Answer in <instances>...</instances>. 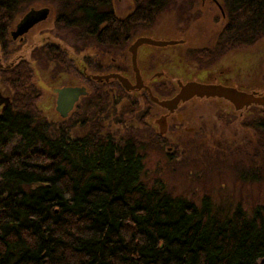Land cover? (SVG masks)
Masks as SVG:
<instances>
[{
    "label": "trees",
    "instance_id": "obj_1",
    "mask_svg": "<svg viewBox=\"0 0 264 264\" xmlns=\"http://www.w3.org/2000/svg\"><path fill=\"white\" fill-rule=\"evenodd\" d=\"M31 1L0 0L3 48L9 25ZM60 1L59 26H72L99 46L117 47L132 37L136 26H149L172 0H131L133 9L123 18L116 15L113 0ZM221 2L226 22L216 56L228 47L264 41V0ZM48 55L57 61L54 53ZM66 64L65 69L74 70ZM234 75L222 84L238 80ZM0 76L13 93L2 113L1 131L26 144L24 153L0 161V264H264V215L259 209L248 217L237 206L223 215L207 199L197 206L148 188L139 179V144L124 141L98 122L81 137H69V126L53 137L46 120L30 117L39 94L28 64L19 61ZM260 79L237 89H264V76ZM101 94L96 88L88 103L97 107ZM254 107L264 112V107ZM263 118L245 124L262 146Z\"/></svg>",
    "mask_w": 264,
    "mask_h": 264
},
{
    "label": "rangeland",
    "instance_id": "obj_2",
    "mask_svg": "<svg viewBox=\"0 0 264 264\" xmlns=\"http://www.w3.org/2000/svg\"><path fill=\"white\" fill-rule=\"evenodd\" d=\"M61 3L60 0L31 1L9 25L6 39L8 45L3 48L4 44L0 42V71L14 67L19 61L26 62L32 71V83L39 94L35 110L30 113L33 121L46 120L50 124L49 134L53 137L58 136L57 130L69 126V137L72 139L85 135L98 122L104 130L115 133L124 141L130 139L136 146L139 144L136 149L142 156L143 164L139 179L148 188L163 189L171 196L184 198L197 206L207 199L213 211L222 210L223 215L232 213L237 206L248 217L255 209L264 215V146L258 142L259 138L254 131L245 126L255 117L262 118L264 112L261 109L250 106L236 111L225 100L194 98L185 101V104L180 102L177 108L178 112L188 111L191 116L195 112L188 108H203L196 117L200 132L182 131L183 125L176 120V108L169 112L172 119H168V129L160 133V126L155 120L160 119L166 109L148 100L147 103L145 97L148 91L145 89V93L142 87L123 92L112 80L88 82V95L81 96L70 113L62 117L56 109V94L37 85V80L41 79L50 89L83 87L86 83L84 69L87 75L120 73L125 76L123 73H126V77L133 83L134 72L128 48L136 39L148 37L176 42L163 47L143 45L136 51L139 76L159 100L173 96L172 89L168 92L163 82L176 86L177 80L185 82L195 80L198 76L200 81L220 84L221 80L225 82L230 75H234L230 68L236 71L234 76L239 78L228 80L225 86L248 87L260 76H264V41L250 47L227 48L218 57L216 44L212 47L211 43L226 22L221 0V10L207 12L204 9L202 20H209L211 16L210 20L215 24L217 20L221 22L215 32H209L207 42L202 41L203 38L199 41L198 38L194 41L189 39L187 32L192 29V25L188 26L186 20L192 16V22L201 19L197 13H191L193 8L187 7L183 0H174L160 14L155 15L149 26H136L127 41L121 40L117 47H102L93 37L80 35L72 26L58 25L55 19ZM113 5L119 18L125 17L133 9L131 0H113ZM30 9H47L48 15L27 33L13 38L17 24ZM180 10L184 13L180 16L184 17L183 20H177ZM51 53H54L57 61L49 58L48 54ZM205 54L213 58L208 61L199 59L200 55ZM66 63L73 64L76 72L65 69ZM161 73L162 76H157ZM98 87L102 94L100 103L94 107L92 101L88 103V98L93 99L94 90ZM243 91L251 93L247 89ZM251 91L264 94V89L260 88ZM0 94L8 98L7 103L0 102V120L3 121L2 113L11 104L13 93L1 76ZM119 99L121 101L116 103ZM148 106L150 114L140 124L139 119ZM226 110L232 115H225ZM1 128L0 161L12 153H24L25 141L7 131H1Z\"/></svg>",
    "mask_w": 264,
    "mask_h": 264
},
{
    "label": "water",
    "instance_id": "obj_3",
    "mask_svg": "<svg viewBox=\"0 0 264 264\" xmlns=\"http://www.w3.org/2000/svg\"><path fill=\"white\" fill-rule=\"evenodd\" d=\"M48 15L47 9L34 10L30 9L24 17L17 24L16 32L12 34V37L21 36L27 33L34 25L45 20ZM176 42L174 41H161L153 40L150 38H138L131 46L129 47V52L131 53V63L132 68L136 72V83L137 86L131 85L129 81L120 76V75H107L102 76L101 78L97 77L98 80L104 79L108 80L109 78L118 79L119 82L123 85L126 90H131L134 88H145L142 84V80L139 76L138 70L135 64L136 50L141 45H151L156 47H163L167 45H173ZM37 84L46 91H51L41 79L37 80ZM179 91L170 99L159 100L157 97L153 96L148 88H145L148 91V97L150 102L160 106L161 108L167 109L169 112L174 111L177 108V105L180 102H185L194 97L197 98H218L229 102L234 110L239 111L246 109L250 106H259L264 107V94H258L255 92H245L238 90L237 88L225 86L223 84H206L196 81H189L185 84H179ZM53 93L58 95L57 105L60 109L58 111L62 116H66L67 113L73 107L74 102L78 99L80 95L85 94L84 88H68V89H54ZM8 98L3 97L0 94V102L7 103ZM164 116L157 120V123L160 126V133L165 131L166 126L164 125Z\"/></svg>",
    "mask_w": 264,
    "mask_h": 264
},
{
    "label": "flooded vegetation",
    "instance_id": "obj_4",
    "mask_svg": "<svg viewBox=\"0 0 264 264\" xmlns=\"http://www.w3.org/2000/svg\"><path fill=\"white\" fill-rule=\"evenodd\" d=\"M172 1H174V0H172ZM183 3L188 7V6H190L191 8H193V12H191L192 14H195V13H197L198 15H199V17L198 18H200L201 19V21H194V22H192V21H190V20H192V18H193V16H192V18H190V20L188 19V20H186L187 22L186 23H188V26H190V25H192L191 27H192V29L190 28L189 29V31L187 32L188 33V35H189V39L190 40H196L197 38H198V40L197 41H199L201 38H203V39H201L202 41H206L207 42V40L209 39L208 38V35H209V32L210 33H212L213 31L215 32L216 30H217V28H219V26H220V24H221V22H220V20L218 21H216V24H215V22H213V20H210L211 19V14H208L209 16H210V19L209 20H202V15H203V12H205L204 11V9H206V11L207 12H213V11H216L217 9H220L221 10V7H220V4H219V0H183ZM191 5H193V6H191ZM181 15H184V13H183V11L182 10H180V12H179V16H178V18H177V20L179 19V20H183L184 19V17H180ZM210 21H212V23H210ZM190 23V24H189ZM183 25V24H182ZM212 30V31H211ZM219 34L220 33H218V35H216V37H215V39H214V41L211 43L212 44V47L214 46L215 47V44L217 45V41H218V37H219ZM148 38V37H147ZM150 39H152V38H150ZM137 40V39H136ZM135 40V41H136ZM154 40V39H153ZM134 41V42H135ZM133 42V43H134ZM7 43V42H6ZM132 43V44H133ZM7 45H8V43H7ZM6 45V46H7ZM141 46H143V45H141ZM140 47V46H139ZM235 48V47H234ZM129 49V48H128ZM198 49H200V48H198ZM203 49H205V48H203ZM228 49H230L229 47H228ZM136 51H138V50H136ZM225 52V51H224ZM224 54V53H223ZM220 57V56H219ZM135 64H136V68H137V55H136V61H135ZM131 66H132V63H131ZM73 68H74V70H71L70 72H76V68L73 66ZM132 70H133V68H132ZM133 72H134V82L132 83L126 76H127V74L126 73H123V74H125V76L124 75H122V74H120V73H109V74H115V75H120V76H122V77H124V78H126L128 81H129V83L131 84V85H134V86H137V83H136V72L133 70ZM109 74H106V75H97V74H92V75H87L86 74V69H84L83 70V76H84V78H85V80H86V83H85V86L83 85V87H60V88H53V89H50L47 85V87L51 90V92H52V90H54V89H68V88H84L85 89V94L84 95H80L79 97H78V99L74 102V104H73V107H74V105H75V103H77V101L80 99V97L82 96V97H85V96H87L88 95V82H95V83H100V82H109L110 80H112V81H115L116 82V84L119 86V88H120V91H123V92H129L130 90H126L124 87H123V85L119 82V80L118 79H114V78H110V79H108V80H104V79H101V80H98L97 79V77H99V78H101L102 76H107V75H109ZM162 76V73L161 74H157V76ZM141 80H142V84H143V86L145 87V88H148L149 90H150V87L149 86H147V85H145L144 84V80H143V78H141ZM201 79L197 76V79H195V80H189V81H196V82H201V83H206V81L205 82H203V81H200ZM189 81H185V82H181V81H179V80H177L176 81V86L174 85V86H169L166 82H163V85H165V86H167V87H169L170 89H172V94H173V96L179 91V87H180V85L179 84H185V83H187V82H189ZM115 84V85H116ZM206 84H212V83H206ZM220 84H222V82L220 81ZM38 85V84H37ZM224 85V84H223ZM39 86V85H38ZM40 87V86H39ZM41 88V87H40ZM143 88V87H142ZM145 88H143V90L145 91ZM152 89V88H151ZM135 90H137V87L134 89V91ZM151 92V91H150ZM145 93H147V91H145ZM56 94V93H55ZM148 94V93H147ZM119 96H121V95H119ZM172 96V97H173ZM148 97V96H147ZM149 98V97H148ZM194 98H197V97H194ZM194 98H192V99H194ZM192 99H190V100H192ZM198 99H218V98H198ZM58 100V95L56 94V101ZM218 100H220V99H218ZM222 100V99H221ZM186 102H188V101H186ZM182 104H185V102L184 103H182ZM220 105V104H219ZM209 106V105H208ZM73 107L71 108V110L73 109ZM56 109H57V111H58V109H60L59 108V106L57 105V102H56ZM165 109V108H164ZM178 109H179V107L177 108V111L175 112V115H176V120H178L179 121V123H181V125H183V127H182V131H188V132H200V128H199V126L196 124V117H197V113L200 111V110H202L203 108H200V107H191V108H188V110H192L191 112H195V114L194 115H189L188 114V111H186V112H182L181 113V111L180 112H178ZM205 109H209V108H205ZM204 109V110H205ZM70 110V111H71ZM70 111L67 113V114H69L70 113ZM167 109H166V112L162 115V117L164 116L165 118H164V125L166 126V128L168 129V119L169 118H171L172 119V114H170L169 113V111H168V113H167ZM59 112V111H58ZM59 114L61 115V113L59 112ZM145 118L146 117H148V114H150L149 113V106H148V109L145 111ZM224 114L226 115H228V114H231V113H229V112H227V110H226V112H224ZM232 115V114H231ZM62 116V115H61ZM171 116V117H170ZM63 117V116H62ZM161 117V116H160ZM193 117V118H192ZM159 120V119H158ZM157 122V119L155 120V123ZM156 124H158V123H156ZM159 125V124H158ZM154 126V125H153ZM216 126V125H215ZM216 127H218V126H216Z\"/></svg>",
    "mask_w": 264,
    "mask_h": 264
}]
</instances>
